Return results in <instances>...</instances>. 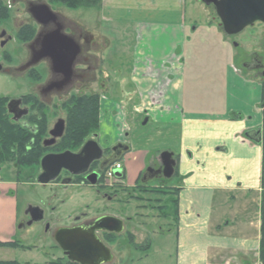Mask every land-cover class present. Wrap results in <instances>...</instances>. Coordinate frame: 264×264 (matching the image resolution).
Instances as JSON below:
<instances>
[{
	"label": "crops",
	"instance_id": "crops-1",
	"mask_svg": "<svg viewBox=\"0 0 264 264\" xmlns=\"http://www.w3.org/2000/svg\"><path fill=\"white\" fill-rule=\"evenodd\" d=\"M140 1L139 14H135V8L128 14L126 28H116L115 32L114 26L126 23L122 12L128 11V5L133 6L130 0H102L96 8L97 29L104 39H111L112 46L120 35H127L125 52L132 58L127 84L133 87L135 103L145 104H137V111L145 115L150 111L151 120L146 125L152 123L155 129L151 135L136 138L140 143L123 158L122 178L127 187H135L148 165L160 164L165 152L172 154L175 172L166 180L177 178L173 186L177 202L175 220L171 224L169 214L164 218L172 225L166 237L176 244L174 255L170 254L172 261L261 264L263 148L262 142H254L247 135L259 130L263 135L262 108L261 121L234 115L232 103L236 98L232 86L236 83L231 78L232 65L228 64L225 84L220 83L214 98L205 102L213 106L229 102L231 107L218 113L200 110L195 80L187 78L192 77V71L185 66L186 53L195 52L193 45L187 48L185 42V0ZM157 4L165 10H157ZM124 5L126 8L121 9ZM167 5H171L169 9ZM209 21L210 30L219 28L215 18ZM196 27L194 36L200 31ZM218 33L223 31L218 29ZM125 69L118 68V73ZM238 70L234 68V76L239 74ZM155 102L158 104L154 105ZM156 139L164 141L157 160L152 144ZM14 186L0 181V243H14L19 234ZM151 240L147 239L146 250L151 249Z\"/></svg>",
	"mask_w": 264,
	"mask_h": 264
},
{
	"label": "rangeland",
	"instance_id": "rangeland-1",
	"mask_svg": "<svg viewBox=\"0 0 264 264\" xmlns=\"http://www.w3.org/2000/svg\"><path fill=\"white\" fill-rule=\"evenodd\" d=\"M38 1L49 5L52 11L59 13L62 18L69 21L75 32L87 31L89 35L95 37L101 46L98 59L102 64V70H100L97 83L88 84V86L81 89L77 87L61 100L53 97L49 106H43L44 112L47 113L48 128L52 129L61 119L67 121V126L69 125L71 116V112H69L70 105L65 106L64 102L67 97L75 95L74 98H78L84 94L88 96L99 94V128L89 134L86 139L90 138L94 133H98L101 140L105 143V147L121 141L131 148H135L137 143H140L136 138L151 135L155 129L152 123L143 125L146 120H151L150 116H148L150 111L148 115L137 111V104H145L142 102L135 103L136 96L132 95L134 92L133 87L127 84V73L128 71L132 73L131 70H127L129 61L132 59H129L130 55L125 52V45L128 43L127 35L126 37L120 35L114 40L115 44L112 46V43H110L111 39H104L102 31H98L97 28L99 26L97 27L96 25V19L99 17L98 12L96 8L89 9L85 7L89 3L86 0H69V3L65 0ZM139 1L130 0L133 6L130 7L128 5V11L122 12L126 23L119 24L117 27L114 26L115 28L112 27L114 32L116 28L120 30L126 28L129 19L128 14L133 13L135 8L137 12L135 14H139L137 10L139 9ZM0 3L8 8V19L0 23V66L3 69L19 68L27 59V51L22 41L17 39L15 27H19L21 22L29 21L30 17L27 15L20 0H0ZM157 5V10H165L159 4ZM81 6H84V8ZM126 6H122L121 9H125ZM170 6L167 5L166 9H169ZM143 8L146 9V6L143 5ZM215 16L214 8L205 5L202 0H185V29L188 32L185 40L187 46H185L188 48L193 45L192 48L195 50V52L186 53L185 66L187 70L192 71V77L188 75L189 71H187L188 80L192 81L193 78L195 80V90L199 101L197 105L200 110L209 113L223 112L227 106L231 107L229 102L227 105L224 102L217 106L205 102L214 98L213 95L216 94L215 92L218 90L220 83L223 82L225 84L229 64L232 65L231 78H234L233 80L236 83L232 86V94L236 98L235 103H232L234 115L239 118H249L252 122L261 121L262 82L254 75H249L241 64L243 63L242 56L245 53L250 55L252 52L261 49L259 41L262 33L258 28L259 24H256L255 28L248 30L238 38L228 39L223 33H218V29L222 30V27L219 26L220 24H218V29L210 30L209 19L211 17L215 18ZM215 19L219 22L217 18ZM90 22L93 23V26ZM87 23L90 24L87 25ZM196 26H199L200 31L194 36L193 30L197 28ZM3 30L7 32L8 36L12 37V41L5 48L1 47V41L3 40L1 32ZM107 30L109 31L110 29ZM123 32L126 34L125 31ZM253 36L254 38H252ZM234 42L238 44L237 48L234 47ZM122 66L126 68L125 72L119 74L118 68ZM235 67L239 69V74L234 76ZM46 70V65L41 64L37 68L36 73L35 70L13 75L1 72L0 98H8L9 104L12 100L32 97L37 87L42 85L49 77ZM190 83L192 82L188 84ZM186 88L188 90L190 87L187 86ZM224 94L222 92V97ZM67 103H71V101ZM25 104L22 107L23 109H31V100L26 99ZM153 104L158 103L155 102ZM146 105H149V103ZM160 141V139H156L152 143L154 146L153 150L156 151L154 152L156 160L160 155V150L163 149L162 144L164 141ZM123 161L121 159V163ZM40 171L41 167L35 165V175H38ZM33 173L34 166L29 164H24L19 168L13 162L0 165V181L16 185L14 188H16L15 195L18 199V225L22 219V211L28 205L41 206L47 210L60 207L58 211L61 219L80 212L82 207H91L97 211L106 205L108 206V211H116L120 217L135 216V224L130 225L134 227L132 229L134 231V242L133 238H131L129 244L126 235L123 238L121 237L118 242L115 240L114 247L112 246L111 248L115 251L116 259L112 264H175L170 254L171 256L174 255L176 244L173 239H167L166 237L168 236L166 231L170 230L172 225H168L164 218L169 214L170 223H174L176 193L173 186L177 184V178L156 180L148 184L147 189L151 192L148 194L143 193L139 189L140 182H137L135 187H120L119 198L112 204L109 201H105L104 204L96 188L57 190V186H43L38 182L34 184L32 181ZM35 237L39 241L37 239L34 240ZM149 237L152 239V246L151 249L146 250ZM14 240L15 244L18 243L17 247H0V261H14L19 264H57L56 261L62 256L60 249L49 239V236L43 235L42 231L40 233L39 227L23 229ZM117 243H119L120 247H117Z\"/></svg>",
	"mask_w": 264,
	"mask_h": 264
},
{
	"label": "flooded vegetation",
	"instance_id": "flooded-vegetation-1",
	"mask_svg": "<svg viewBox=\"0 0 264 264\" xmlns=\"http://www.w3.org/2000/svg\"><path fill=\"white\" fill-rule=\"evenodd\" d=\"M20 2L23 4L24 9L26 10L27 15L30 17L29 21L21 22L19 27H15L16 36L19 41H22L24 44V48L27 51V59L20 65L19 68H2L1 72L13 75V74H23L28 73L35 70V73L37 72V68L41 64H45L47 67V73L49 77L44 81V83L37 87L35 93L32 95V97L28 98L31 100V109H23L26 104V98L24 97L21 100L20 109L26 112L24 115H20V111L18 113L19 116L16 118L15 114H10L8 111V114L13 122L20 125L22 128H27L32 133V142L30 151L32 152V163L34 166V173L32 175V181L35 184V182H38V178L41 175V171L38 175H35V146L36 144L41 145V147L46 151L42 159L50 154L53 155H60L67 152H70L72 154H78L82 151L83 147L89 142L94 141L96 142L99 147L103 150V157L102 160L94 161L88 172L80 175H73L70 172L63 170L58 177V179L51 183L52 186H57V190L61 189L62 191H65L68 188H77L79 190H82L84 188H96L98 189L97 193L103 203L105 204V201H109V203H113L115 200L119 198V188L120 187H127V185L124 182V178H119L115 172V175L117 179L115 180H108L106 178V173L109 171L112 166L108 167L105 170H102V162L112 156L115 155L113 149L114 147L119 143L125 142H116L115 144L108 145L105 147V143L103 140H101L98 133H94L90 138L86 139L80 146H73L72 144L66 143L65 140L67 138V121H65V131L61 138H57L53 144H50L48 147L45 146L46 143L53 140V137L51 135V131L54 129L48 128V123L46 128L41 127V122L44 120L42 117V114L44 116L47 114L46 112L40 113V107L41 106H49L51 103V100L53 97L58 98L59 100L65 98L70 91L75 90V88L79 87L80 89L88 86V84L97 83V79L99 77L100 70H102V64L99 62L98 54L100 53L101 46L96 41L95 37H92L85 32H75L71 25L69 24V21H66L64 18L61 17L59 13H55L52 11L56 16L54 20H49V22L45 25H42L38 22V20L35 19V8H39L40 6H48L45 3H41L38 0H20ZM34 12V13H33ZM217 18V16H215ZM218 19V18H217ZM219 20V19H218ZM220 22V20H219ZM259 24V30H261L262 36L260 37L259 45L261 46V49L259 51H254L250 55H247L245 53L242 57L243 63L242 67L249 75H254L257 79H259L262 82V87L264 88V24L262 23H256ZM255 24V25H256ZM254 26L248 27L240 34L229 36L226 35L223 31L224 36H226L228 39H234L238 38L242 35H244L248 30L255 28ZM221 26V23H220ZM1 37L3 40L1 41L2 45L1 47H6V45L12 41V37L8 36L7 32L3 30L1 32ZM4 37H6L4 39ZM55 37L60 38V40L66 42L68 45L71 41L74 46L77 48L78 53L73 58V62L71 66L68 67V61L71 59L72 56V46L69 45V48L71 51L65 49L63 47L62 50V59L61 61L56 60L54 62L51 58H43L38 64H36L34 67L30 68L26 72H16L17 70L24 68L29 63L35 61L42 52H44V44L48 40L55 39ZM254 38V36L252 37ZM257 39V38H255ZM258 40V39H257ZM234 47L237 48L238 44L236 42L233 43ZM7 59H9L8 56H6ZM11 70L10 73H6L5 70ZM0 72V73H1ZM36 75V74H35ZM36 79V77H35ZM75 95H72L70 97H67L65 99V104H67L68 101L72 100ZM82 96H88L87 94L81 95ZM91 96H99V94H92ZM44 122V121H43ZM45 133V136H42V134ZM127 145V144H126ZM131 148V147H130ZM131 151V149H130ZM129 151V152H130ZM128 152V153H129ZM127 154V153H126ZM125 154V155H126ZM124 155V156H125ZM124 156L121 158L123 159ZM40 161V167L41 162ZM16 164V163H15ZM165 167L163 165V160L160 159V164L158 165H148L146 169L143 171L139 178L140 186L139 189L143 193H151L147 187L148 184L159 181L162 179H166L165 177ZM92 174H97L99 176L98 182L96 185H92L89 181V177ZM146 174L145 179H147L146 183L142 182V179L144 175ZM36 176V178H35ZM129 188V187H127ZM133 191V190H132ZM103 207V206H102ZM113 208V206H111ZM60 208V207H59ZM59 208H52L50 210L44 209L41 206H32L28 205L25 206L24 210L22 211V219L18 225L19 232H22L23 229H31V228H40V233L42 231V234L45 236H49V239L52 240L56 247L60 249L62 256L60 259H58L57 264H77L70 261L69 256L60 248L56 241V236L59 232L62 230H65V234L62 236V240L64 243L69 244L71 242V239L74 235H79L82 237L83 240H85V243H90V240L94 241L95 237H97L101 243L108 249L110 252V255L108 258L104 256L101 251V253L97 254L96 259H99L102 261L101 264H112L115 259V251L112 250V246L114 247L115 240L118 242V240L123 237L127 236L128 243L130 244V239L133 238L134 242V229L133 226H130L135 222V216H126V217H120L117 212L114 211H108V206L104 205V208H100V210H93L91 207H82L80 212L73 213L72 215H68L65 218H62L59 216ZM115 210V209H114ZM75 212V211H74ZM102 217H113L118 218L123 221L124 231L121 234L115 233V232H108V231H101V230H95L96 221L99 218ZM135 224V223H134ZM133 224V225H134ZM60 234V233H59ZM37 239L36 237L34 240ZM40 239V238H39ZM37 241H39L37 239ZM119 243H117V247ZM135 245V243H134ZM124 246V245H123ZM120 247V246H119ZM135 248V247H134ZM140 248V247H137ZM69 253V252H68ZM73 256H76L72 250L70 251ZM90 264V263H88Z\"/></svg>",
	"mask_w": 264,
	"mask_h": 264
},
{
	"label": "water",
	"instance_id": "water-1",
	"mask_svg": "<svg viewBox=\"0 0 264 264\" xmlns=\"http://www.w3.org/2000/svg\"><path fill=\"white\" fill-rule=\"evenodd\" d=\"M202 2L210 7H213L217 18L220 20L221 27L226 35L234 36L240 34L248 27L254 26L256 23L264 24V0H202ZM34 13V12H33ZM35 19L42 25H45L49 20L55 19V14L51 9L44 5L39 8H35ZM70 43L67 45L66 42L60 40V38L55 37V39L48 40L44 44V52L35 59V61L29 63L24 68L17 70L16 72L22 73L26 72L30 68L34 67L43 58H51L54 62L56 60L61 61L63 47L67 45L65 49L71 51L69 45L72 46V56L68 61V67L71 66L73 58L78 53L77 48L74 44ZM2 68L0 67V72ZM6 73H10L11 70H5ZM21 100H12L8 104V111L10 114H15L20 117V115L26 114L20 109ZM20 111V115H18ZM148 120L144 122L146 125ZM65 131V121L59 120L55 125L54 129L51 131L53 140L46 143L45 146L53 144L57 138H61ZM248 138L254 142H262V130L253 131L249 133ZM130 146L124 143L117 144L113 151L114 156L104 160L102 162V170L107 169L114 163L121 160V158L130 151ZM172 154L165 152L161 155L163 160V165L165 167V177L171 178L175 172V161L172 159ZM103 150L94 141H89L78 154H72L70 152L60 154V155H47L42 159L41 170L42 173L38 178V183L43 186L50 185L55 182L60 176L63 170L70 172L73 175H80L88 172L91 164L94 161L102 160ZM118 177H121V171H116ZM144 175L142 182L146 183ZM99 176L97 174H92L89 177V181L92 185H96ZM95 230L115 232L118 234L123 233L124 226L123 221L118 218L113 217H102L96 221ZM60 233V234H59ZM56 236V241L60 248L69 256L70 261L77 264H101L102 261L96 259L97 254L102 253L106 258L110 255L108 249L101 243V241L95 237L94 241L90 240V243H85L79 235H74L69 244L64 243L61 239L65 234V230L59 232ZM76 255L73 256L70 251ZM69 252V253H68Z\"/></svg>",
	"mask_w": 264,
	"mask_h": 264
},
{
	"label": "trees",
	"instance_id": "trees-1",
	"mask_svg": "<svg viewBox=\"0 0 264 264\" xmlns=\"http://www.w3.org/2000/svg\"><path fill=\"white\" fill-rule=\"evenodd\" d=\"M68 2L69 0H65ZM89 3L85 6L89 9L99 8L102 0H86ZM69 3V2H68ZM82 7V6H81ZM84 8V6L82 7ZM8 19V8L0 3V23ZM30 97H27L28 99ZM69 106L71 112L70 121L67 130L66 143L77 147L80 146L86 137L95 132L99 128V112L100 98L99 96H82L73 98ZM262 114H263V160H262V239L260 247V259L264 264V88L262 93ZM40 111L44 113L43 106ZM41 122V127L46 128V115ZM45 136V133L42 134ZM32 142V133L27 128H22L20 125L13 122L8 114V98H0V165L7 162L16 163L17 167H22L24 164L33 165L32 152L30 151ZM46 151L41 147L40 143L35 146V165L40 166V161ZM176 202V200H175ZM177 203V202H176ZM18 243H0V247H17ZM0 264H19L18 262H3Z\"/></svg>",
	"mask_w": 264,
	"mask_h": 264
},
{
	"label": "built area",
	"instance_id": "built-area-1",
	"mask_svg": "<svg viewBox=\"0 0 264 264\" xmlns=\"http://www.w3.org/2000/svg\"><path fill=\"white\" fill-rule=\"evenodd\" d=\"M119 170V171H122L123 170V166L122 164L119 162V163H116L112 166V168L109 169V171L106 173V178L108 180H115L117 179L116 175H115V172Z\"/></svg>",
	"mask_w": 264,
	"mask_h": 264
}]
</instances>
